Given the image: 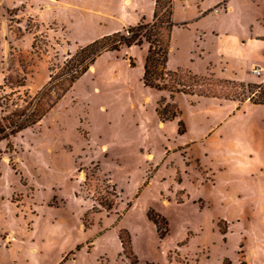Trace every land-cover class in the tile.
I'll list each match as a JSON object with an SVG mask.
<instances>
[{
  "label": "rangeland",
  "instance_id": "rangeland-1",
  "mask_svg": "<svg viewBox=\"0 0 264 264\" xmlns=\"http://www.w3.org/2000/svg\"><path fill=\"white\" fill-rule=\"evenodd\" d=\"M178 1L173 21L194 19L196 4ZM242 1L244 13L264 16V0ZM139 2L149 8L150 0ZM122 6L123 0H0V97L12 92L1 86L6 75L21 73L19 60L26 81L14 91L34 97L49 67L62 65L76 42L111 28ZM254 29L264 30L263 23ZM34 35L46 53L33 54ZM198 35L194 27L171 34L170 70L205 75L202 64H191L183 52ZM208 45L204 60L218 65L219 45L211 39ZM127 55L97 59L39 125L11 139L12 149L0 143V264H264L258 164L233 149L224 178L229 189L195 171L182 183L179 169L198 167L201 149L169 157L178 144L176 122L162 125L155 113L160 98L171 104L168 94L143 87V52ZM178 101L187 105L192 98L180 95ZM159 110L174 112L164 104ZM150 208L168 221L163 239L146 218ZM120 230L130 236L128 257Z\"/></svg>",
  "mask_w": 264,
  "mask_h": 264
},
{
  "label": "crops",
  "instance_id": "crops-1",
  "mask_svg": "<svg viewBox=\"0 0 264 264\" xmlns=\"http://www.w3.org/2000/svg\"><path fill=\"white\" fill-rule=\"evenodd\" d=\"M226 1L227 5H224V1L218 3V0H210L209 5H207L203 3V0H185L184 5L196 4V17L182 23L173 21L177 26L173 27L171 34L177 29H188L189 27H194L199 32L195 41L187 40L183 44V52L188 58H193L191 64H202L206 73L199 76L213 75L222 80L244 84H262L264 82V30L258 31L254 29V26L260 21L264 25V16L244 13L241 10L243 7L242 0ZM179 2L175 0L173 3L174 20ZM246 7L248 6L246 5ZM153 9L154 0H150L149 8L142 6L139 0H123L120 14L114 18L116 20L111 28L107 29L105 26L100 34L83 43L76 42L75 45H87L103 36L121 31L123 28L135 26L141 19L150 23L153 17ZM205 21H211L207 27L203 26ZM210 39L219 45L217 49L219 53L218 65L214 61L204 60V56L209 50ZM147 48L148 45L144 43L141 47L131 46L122 48L119 52H105L97 59L109 54L117 56L126 53L127 56H132L136 50H139L144 54L143 67ZM167 69L170 70L168 61ZM253 69H258L259 74H253ZM175 70L182 69L177 68ZM142 74L143 70L141 76ZM161 93L168 94L167 92ZM180 95L184 94H174L172 98L169 94L167 96V101L175 104L180 110V116L173 120L176 122L174 140L178 144L175 149L168 150L170 152L169 157L174 152H179V154L184 152L186 156L187 151L194 147L201 149L195 158L198 161V167L195 163V167L188 165L183 166L181 170L176 168L183 174L182 183L195 171L200 174L199 177L204 176V179L210 183H215L219 179V183L224 182L229 189V181L224 178L229 177L231 171L228 161L233 149L250 154L251 162L253 161L252 163H257L259 166V173L255 177L263 178L264 163L261 161L263 159L261 155L262 152L264 154V106L252 104L249 100L238 102L196 95H186L192 98V102L183 105L178 101ZM207 104L213 105L212 111L206 110L205 105ZM178 120H181L186 128L182 135L177 134ZM168 122L172 121H159L162 125ZM163 137L167 136L164 135Z\"/></svg>",
  "mask_w": 264,
  "mask_h": 264
},
{
  "label": "trees",
  "instance_id": "trees-1",
  "mask_svg": "<svg viewBox=\"0 0 264 264\" xmlns=\"http://www.w3.org/2000/svg\"><path fill=\"white\" fill-rule=\"evenodd\" d=\"M174 1L154 0L153 17L150 23L141 19L135 26L123 28L121 31L103 36L87 45L78 46L74 52H69L62 65L49 67L48 81L34 97H30L26 92L20 95L19 91H14V89L23 88L26 81V67L19 60L21 73L6 75L1 86V89L8 87L12 92L0 97V143L5 142L6 147L12 149L11 139L39 125L103 53L119 52L122 48L131 46L141 47L144 43L148 45V48L141 76L143 87L158 92H167L170 98L174 94L196 95L238 102L249 100L252 104L264 106V82L244 84L218 79L213 75L199 76L186 70L170 71L167 69L171 32L173 27L177 26L172 19ZM38 43V36L34 35L31 49L33 54L39 56L46 51L39 50L41 48ZM128 62L131 68L135 66L131 58H128ZM243 94L247 97L241 99L240 96ZM160 104H164V108H173L174 112L164 115L159 110ZM155 112L160 122L173 121L180 116L177 106L165 103L164 99L160 100ZM185 131L184 123L178 120L177 134L182 135ZM111 207L112 205L106 206L107 210ZM146 218L155 227L159 239L167 236L168 221L163 215L150 208L146 212ZM219 231L225 234L220 227ZM117 238L124 255L128 257V254H131L129 233L126 230H120ZM79 249L80 246H76L75 250Z\"/></svg>",
  "mask_w": 264,
  "mask_h": 264
},
{
  "label": "built area",
  "instance_id": "built-area-1",
  "mask_svg": "<svg viewBox=\"0 0 264 264\" xmlns=\"http://www.w3.org/2000/svg\"><path fill=\"white\" fill-rule=\"evenodd\" d=\"M252 73L255 74V75H258L259 74V70L258 69H253Z\"/></svg>",
  "mask_w": 264,
  "mask_h": 264
}]
</instances>
